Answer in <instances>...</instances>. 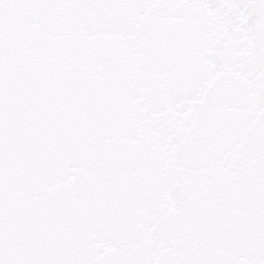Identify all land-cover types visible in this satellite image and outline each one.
Masks as SVG:
<instances>
[{"label":"snow or ice","instance_id":"6c2138e0","mask_svg":"<svg viewBox=\"0 0 264 264\" xmlns=\"http://www.w3.org/2000/svg\"><path fill=\"white\" fill-rule=\"evenodd\" d=\"M0 264H264V0H0Z\"/></svg>","mask_w":264,"mask_h":264}]
</instances>
